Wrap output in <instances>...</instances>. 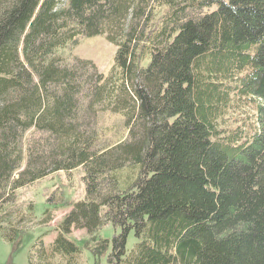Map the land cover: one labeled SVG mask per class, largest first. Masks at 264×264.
<instances>
[{"label": "trees", "instance_id": "16d2710c", "mask_svg": "<svg viewBox=\"0 0 264 264\" xmlns=\"http://www.w3.org/2000/svg\"><path fill=\"white\" fill-rule=\"evenodd\" d=\"M98 36L110 76L57 57ZM239 102L253 122L228 126ZM99 110L126 139L97 148ZM79 168L60 228L87 232L94 264H264V0H0V209Z\"/></svg>", "mask_w": 264, "mask_h": 264}, {"label": "rangeland", "instance_id": "374dc122", "mask_svg": "<svg viewBox=\"0 0 264 264\" xmlns=\"http://www.w3.org/2000/svg\"><path fill=\"white\" fill-rule=\"evenodd\" d=\"M107 31L111 32V28ZM116 48L101 36L83 38L71 51L58 54L65 63H72L75 59L91 61L99 72L105 76L111 75V66ZM110 72V73H109ZM254 111L251 104L245 102L234 103L228 112L227 125L233 127L236 121H243L247 126L253 122ZM95 121L101 140L97 148L103 144H115L127 138V131L123 127L124 120L108 111L99 110ZM17 178V174L14 175ZM83 171L76 169L71 172H61L50 175L27 186L18 192L14 203L4 205L0 209V264H29V256L33 250L44 247L48 255L49 264H65V258L52 255L50 245L62 235L80 249L75 258L76 264H94L90 252L83 248L89 241L85 230L70 229L65 233L60 228L64 217L72 210L74 203L84 198ZM7 224H11L8 227ZM21 231V232H18ZM113 230L109 227L101 231L102 236H109ZM132 243V241H130ZM34 255V254H33ZM34 258L37 256L34 255ZM103 259L101 264H103Z\"/></svg>", "mask_w": 264, "mask_h": 264}]
</instances>
